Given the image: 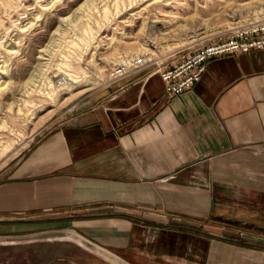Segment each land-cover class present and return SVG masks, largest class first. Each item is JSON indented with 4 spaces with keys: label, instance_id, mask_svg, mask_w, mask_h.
Masks as SVG:
<instances>
[{
    "label": "crops",
    "instance_id": "crops-1",
    "mask_svg": "<svg viewBox=\"0 0 264 264\" xmlns=\"http://www.w3.org/2000/svg\"><path fill=\"white\" fill-rule=\"evenodd\" d=\"M169 97L110 78L0 185V238L70 232L126 264H264V47Z\"/></svg>",
    "mask_w": 264,
    "mask_h": 264
},
{
    "label": "rangeland",
    "instance_id": "rangeland-1",
    "mask_svg": "<svg viewBox=\"0 0 264 264\" xmlns=\"http://www.w3.org/2000/svg\"><path fill=\"white\" fill-rule=\"evenodd\" d=\"M162 1L0 0V185L118 65L141 56L152 71L264 19L255 13L264 0ZM0 264L126 263L73 233L49 231L0 238Z\"/></svg>",
    "mask_w": 264,
    "mask_h": 264
},
{
    "label": "built area",
    "instance_id": "built-area-1",
    "mask_svg": "<svg viewBox=\"0 0 264 264\" xmlns=\"http://www.w3.org/2000/svg\"><path fill=\"white\" fill-rule=\"evenodd\" d=\"M263 47L264 19L236 31L232 36L204 41L179 51L173 55L175 57H170L158 65L156 70L164 81L166 94L171 98L184 93L201 80L208 59ZM146 66L143 57L131 58L113 70L112 78L139 71Z\"/></svg>",
    "mask_w": 264,
    "mask_h": 264
},
{
    "label": "bare ground",
    "instance_id": "bare-ground-1",
    "mask_svg": "<svg viewBox=\"0 0 264 264\" xmlns=\"http://www.w3.org/2000/svg\"><path fill=\"white\" fill-rule=\"evenodd\" d=\"M162 1V0H161ZM163 2V1H162ZM164 3H166V5L168 4V3H170V5H173L174 6V1L173 0H164ZM155 6V5H154ZM157 6H159V5H157ZM126 8V7H125ZM108 9V6H105V8H104V12L106 11ZM154 9H155V7H154ZM255 13L256 14H260V15H262V14H264V8H262V10H259V11H255ZM50 84V83H49ZM66 85H67V83H66ZM54 88V87H53ZM46 92V91H45ZM48 94V93H47ZM53 94V93H52ZM50 96V95H49ZM52 99V98H51Z\"/></svg>",
    "mask_w": 264,
    "mask_h": 264
}]
</instances>
